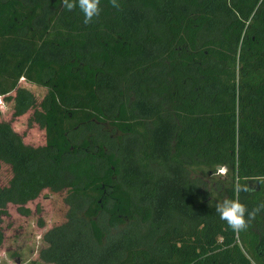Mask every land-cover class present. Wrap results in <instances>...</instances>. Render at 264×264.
I'll return each mask as SVG.
<instances>
[{"label": "trees", "instance_id": "16d2710c", "mask_svg": "<svg viewBox=\"0 0 264 264\" xmlns=\"http://www.w3.org/2000/svg\"><path fill=\"white\" fill-rule=\"evenodd\" d=\"M119 3L85 25L61 0H0V102L44 138L0 119V246L7 206L47 190L64 217L45 263L264 264V211L234 232L215 210L237 184L264 201V0Z\"/></svg>", "mask_w": 264, "mask_h": 264}, {"label": "rangeland", "instance_id": "374dc122", "mask_svg": "<svg viewBox=\"0 0 264 264\" xmlns=\"http://www.w3.org/2000/svg\"><path fill=\"white\" fill-rule=\"evenodd\" d=\"M36 94L43 92L42 87L32 83H23ZM30 111L13 117L11 116V102H0V119L10 120L15 129L21 133L23 140L29 144L43 143V131L36 125H26ZM224 168H217L215 180L222 178ZM10 177L9 168L6 165L0 167V183L4 184ZM29 215L24 216L16 211L15 205H8L9 216L3 218L2 228L5 238L0 246V264H49L40 259V247L45 245L43 231L59 223L64 217V206L61 196L47 190H43L38 197L28 202ZM36 207L38 210H36ZM38 220L43 222L38 224Z\"/></svg>", "mask_w": 264, "mask_h": 264}, {"label": "clouds", "instance_id": "9594fccd", "mask_svg": "<svg viewBox=\"0 0 264 264\" xmlns=\"http://www.w3.org/2000/svg\"><path fill=\"white\" fill-rule=\"evenodd\" d=\"M62 6L73 11L77 7L84 15V24L92 22L93 18L100 14V0H61ZM110 5L119 9L121 7L119 0H109ZM234 191L237 193L235 198L224 199L215 205V210L219 214V218L226 222L227 226L234 232L245 231L250 224L256 219L257 215L264 211V201L259 202L251 210L241 203L239 200V192H248V186L237 184Z\"/></svg>", "mask_w": 264, "mask_h": 264}, {"label": "water", "instance_id": "95a60500", "mask_svg": "<svg viewBox=\"0 0 264 264\" xmlns=\"http://www.w3.org/2000/svg\"><path fill=\"white\" fill-rule=\"evenodd\" d=\"M217 168H218V166H217Z\"/></svg>", "mask_w": 264, "mask_h": 264}]
</instances>
